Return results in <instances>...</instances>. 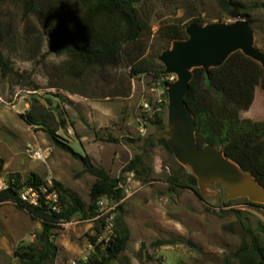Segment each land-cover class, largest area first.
Here are the masks:
<instances>
[{"label": "rangeland", "instance_id": "obj_1", "mask_svg": "<svg viewBox=\"0 0 264 264\" xmlns=\"http://www.w3.org/2000/svg\"><path fill=\"white\" fill-rule=\"evenodd\" d=\"M53 1L75 12L80 10L76 2ZM242 3L245 7L240 14L251 20L256 45L264 51V0ZM148 8L153 9L152 35L146 53L159 46V30L168 23L239 19L223 13L212 0H152ZM0 19L11 21L13 26V39L0 41V52L12 69L8 77H3L0 69V190L12 174L19 173L26 181L37 173L45 183L57 180L89 202L94 176L83 173L81 161L71 152L52 143L47 132L50 127L61 142L89 155L95 165L121 179L125 196L120 201L103 199L106 207L114 208L115 218L123 213L131 239L112 264H224L228 256L233 264H239L232 254L241 242L240 218L264 240V207L249 204L247 198L228 200L226 194L223 198L218 193L208 195L210 200H217L215 204L201 198L184 186L189 182L190 169L163 145L148 141L152 136L158 137L152 123L156 115L167 123V107L146 118L143 105L148 102L155 108L157 96L168 100L163 82L171 81V76L160 80L148 75L131 78L129 68L123 65L103 71L92 69L83 79L68 78L58 72L66 56L50 51L45 31L36 19H25L21 0H7L0 5ZM31 28L36 31L30 34ZM54 83L73 86L82 93H72ZM121 89H129L130 94L114 95ZM30 111L39 118L44 116L46 125H29L21 115ZM240 115L244 120L264 123L263 87L256 88L253 103ZM29 147H49L51 154L46 160H36L29 156ZM135 155L143 157L144 166L151 173L150 181L136 178L133 172L122 173ZM175 176L182 178L179 187L168 181ZM41 230V221L27 211L11 201L3 203L0 264H14L15 249L34 242ZM56 232L54 240L60 251L55 264L78 263L93 253L101 255L108 235L97 216L80 215L61 224ZM93 236H99L94 245L90 241ZM163 240L167 243L158 244Z\"/></svg>", "mask_w": 264, "mask_h": 264}, {"label": "trees", "instance_id": "obj_2", "mask_svg": "<svg viewBox=\"0 0 264 264\" xmlns=\"http://www.w3.org/2000/svg\"><path fill=\"white\" fill-rule=\"evenodd\" d=\"M6 1L0 0V5ZM21 1L25 19L33 16L41 30L45 31L50 51L66 56L58 72L68 78L83 79L92 69L103 71L124 65L129 68L128 76L131 78L148 75L160 80L167 75L163 74L164 65L158 60L159 54L169 48L174 40L187 38L188 23H168L159 30V46L156 50L153 48L152 52L146 53L147 42L152 35L150 19L153 9L148 8L152 0H69L79 4L78 12L53 0ZM212 1L231 18L240 16L245 7L243 0ZM194 22L202 24L198 19ZM249 22L251 23V20ZM12 27L11 21L0 19V41L13 39ZM34 31L36 30L31 28L29 33ZM0 69L3 77L12 73L9 60L3 52H0ZM52 85L72 93H82L81 90L66 84ZM258 86L264 88V68L238 51L232 54L223 66L211 69L209 74L203 68L195 69L186 103L196 119L198 144L223 146L226 155L244 171L252 174L264 187V123H253L244 120L240 115L242 110L248 109L253 103ZM129 94V89L114 93L116 96ZM21 117L29 125H46L44 116L39 118L31 111ZM152 123L158 132L164 130L167 125L160 115H156ZM47 132L52 143L71 152L81 161L83 173L94 176L95 181L87 203L78 193L53 180V188L49 191L57 190L62 205L61 211L55 212L46 204H29L23 201L19 194L26 185L36 188L44 185V178L37 173H33L26 181L22 180L19 173L10 176L7 187L0 190V206L11 201L42 224V230L34 242L15 249L14 264H55L60 248L54 238L63 222L72 220L76 215L83 218L96 217L101 198L120 201L125 196L124 189L120 186V178L111 177L104 167L95 165L89 155L76 152L61 142L54 129L49 127ZM148 141L153 144L157 142L172 152L166 137L152 136ZM127 172H133L136 178L145 182L152 178L141 155H135L127 163L122 173ZM188 178L189 182L184 186L199 192L197 178L192 174H189ZM168 181L176 187L183 184L180 176L171 177ZM247 202L264 207V204L252 203L249 200ZM237 214L240 215L239 212ZM102 227L104 228L103 222ZM239 227L241 242L232 257L236 258L239 264H264V240L261 235L241 218ZM231 230L234 231V228L231 227ZM114 234L107 243L104 242L101 255L93 253L77 264H112L118 259L127 249L131 239V231L123 213L114 220ZM98 239L99 236L91 237V244L94 245ZM164 243L167 241L163 240L158 244ZM224 264H233L231 256L226 257Z\"/></svg>", "mask_w": 264, "mask_h": 264}, {"label": "water", "instance_id": "obj_3", "mask_svg": "<svg viewBox=\"0 0 264 264\" xmlns=\"http://www.w3.org/2000/svg\"><path fill=\"white\" fill-rule=\"evenodd\" d=\"M186 33L187 38L174 40L158 56L164 65L163 74L174 79L164 85L168 96L167 125L156 136L166 137L176 160L197 178L196 193L201 198L215 204L217 200L207 196L218 193L221 198L226 194L228 200L247 198L264 204V187L227 156L223 146L198 144L196 119L186 103L195 69L203 68L209 74L238 51L264 68V51L256 45V30L240 15L235 21L192 22Z\"/></svg>", "mask_w": 264, "mask_h": 264}, {"label": "built area", "instance_id": "obj_4", "mask_svg": "<svg viewBox=\"0 0 264 264\" xmlns=\"http://www.w3.org/2000/svg\"><path fill=\"white\" fill-rule=\"evenodd\" d=\"M174 77L171 76V80H173ZM168 104L167 99H162L161 96H157L156 99V107L154 108L152 105H150L148 102H145L143 107L144 111H146V118L148 116H154L155 114L159 113L163 107ZM141 131H145V125L142 123ZM29 156L36 160H46L50 154L51 149L49 147L41 148V147H29L28 148ZM7 187V185H6ZM5 187V188H6ZM50 188H53V183L50 182V184L45 183L44 185L40 186L39 188H36L34 186L26 185L22 187L19 194L23 201L35 205V206H41L43 204L48 205L52 211L60 212L61 211V201L59 194L56 189H53L52 191H49ZM4 189V188H3ZM107 202H105V199L101 198L99 202V209H98V215L97 219L101 220L104 224V230L108 233L107 237L104 238V242H108V240L114 236V219H115V212L114 208H108L106 207ZM69 222V221H66ZM66 222H63L62 224H66ZM73 264H77L73 262Z\"/></svg>", "mask_w": 264, "mask_h": 264}]
</instances>
